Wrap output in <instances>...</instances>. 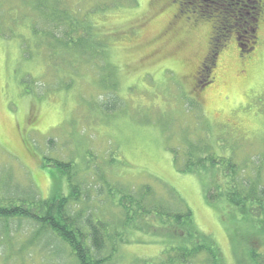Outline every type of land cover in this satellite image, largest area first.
Listing matches in <instances>:
<instances>
[{
	"label": "rangeland",
	"instance_id": "1",
	"mask_svg": "<svg viewBox=\"0 0 264 264\" xmlns=\"http://www.w3.org/2000/svg\"><path fill=\"white\" fill-rule=\"evenodd\" d=\"M70 1L80 18L91 15L95 38L109 49L105 58L62 54L31 35V21L45 24L39 14L27 16L26 0H0V194L26 202L53 190L69 196L65 176L42 165L46 158L71 163L80 184L73 211L116 230L124 222L117 189L144 198L149 188V207L172 190L223 263L244 264L247 226L230 214L238 210L209 204L198 179L178 173L175 162L184 164L187 146L196 145L264 185V0L254 50L242 55L228 34L201 87L195 77L213 37L202 13H188L179 0ZM29 223L8 225V239L0 233V264H76L51 235L28 242ZM132 231L119 247L106 244L110 264L162 256L163 237ZM205 263L202 254L195 260Z\"/></svg>",
	"mask_w": 264,
	"mask_h": 264
},
{
	"label": "trees",
	"instance_id": "2",
	"mask_svg": "<svg viewBox=\"0 0 264 264\" xmlns=\"http://www.w3.org/2000/svg\"><path fill=\"white\" fill-rule=\"evenodd\" d=\"M179 1L183 2V5L180 2L183 8L192 10L188 13H195L194 15L202 13L205 18H201L212 24L210 55L202 63L201 77L196 82L198 87L208 85L209 73L214 66L221 43L228 34L233 36L242 55L249 54L256 45L258 25L256 21H259L261 15L260 0H249L247 6L245 0ZM26 2L30 5L27 16L34 20L35 14H39L44 18L45 30L49 32L40 29L38 27L40 22L34 20L35 22L31 21L30 24L31 35L40 34L43 39L52 42V47L60 50L62 54H72L74 51L81 57L91 56L93 60L88 61L89 63H95L97 57L102 59L106 57L109 50L106 40L95 38L98 33L91 15L87 14L80 18L70 0ZM243 2L245 4L240 6ZM133 4L135 5V0ZM50 30L54 31L53 37L50 36ZM81 44L83 49L80 54ZM71 86L73 85L69 82L66 89ZM200 148L188 145L185 163L177 165L175 162L176 171L180 174L194 175L209 204L214 206L219 201L231 210H238V213L232 211L230 214L236 223L247 226L244 233L247 251L244 264H264V185H258L257 180H245L243 177L245 170L229 158ZM172 155L177 157L175 154ZM50 164L53 170L65 176L70 187L69 196L58 197L53 190L48 199L14 201L7 198L6 192L2 190L0 224L4 230L0 228V233H4L1 238H9L8 225L28 221L32 226L31 234L27 237L28 242L48 234L55 238L56 244L68 248L70 257L76 264H110L111 257H105L103 254L106 244L110 241L112 247H119L124 242L126 234H131L133 226V234L148 238L163 237L160 242L158 241L163 248L162 256L156 262L143 261V264H195V260L201 254L206 259L205 264H224L218 250L194 225L189 209L178 200L174 191L167 190L163 202L149 207L144 203V198L149 196L146 192H151L149 188L143 190L144 198L126 191L122 194L120 189H117L119 195L117 203L122 210L124 222L115 230L101 220L92 221L90 217L81 219V213L73 211L72 204L76 201L80 188L75 178L76 167L71 163L48 158L44 160L42 166L47 168ZM49 173L54 176L53 171Z\"/></svg>",
	"mask_w": 264,
	"mask_h": 264
},
{
	"label": "flooded vegetation",
	"instance_id": "3",
	"mask_svg": "<svg viewBox=\"0 0 264 264\" xmlns=\"http://www.w3.org/2000/svg\"><path fill=\"white\" fill-rule=\"evenodd\" d=\"M260 5H261V7H260V9H261V15H262V9H263V6H262V0H260ZM261 15H260V18H261ZM260 18H259V21H256V23L258 24L259 22H260ZM258 28V25H257V27H256V29ZM256 33H257V30H256ZM256 36H257V34H256ZM256 46V45H255ZM255 46L250 50V52L252 51V50H254V48H255ZM249 52V53H250ZM202 65V64H201ZM201 67H200V69L197 71V77H195V82H197V80H198V78L200 77L199 76V74H201Z\"/></svg>",
	"mask_w": 264,
	"mask_h": 264
}]
</instances>
